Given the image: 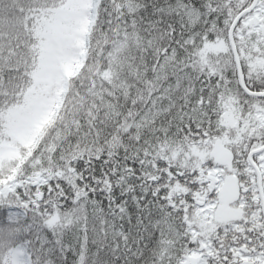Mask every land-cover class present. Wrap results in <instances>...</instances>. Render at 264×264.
Returning a JSON list of instances; mask_svg holds the SVG:
<instances>
[{"label":"snow or ice","instance_id":"snow-or-ice-1","mask_svg":"<svg viewBox=\"0 0 264 264\" xmlns=\"http://www.w3.org/2000/svg\"><path fill=\"white\" fill-rule=\"evenodd\" d=\"M0 264H264V0H0Z\"/></svg>","mask_w":264,"mask_h":264}]
</instances>
